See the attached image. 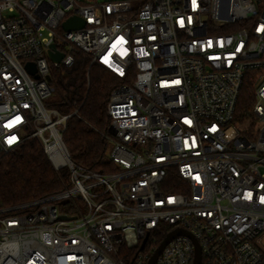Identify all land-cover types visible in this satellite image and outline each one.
I'll return each mask as SVG.
<instances>
[{
    "label": "built area",
    "instance_id": "obj_1",
    "mask_svg": "<svg viewBox=\"0 0 264 264\" xmlns=\"http://www.w3.org/2000/svg\"><path fill=\"white\" fill-rule=\"evenodd\" d=\"M71 16L85 25L65 30ZM77 51L122 80L106 104L105 171L63 140L77 109L44 105L51 70ZM248 78L254 102L239 121ZM29 138L68 181L0 203V264H125L122 246L147 264L162 223L197 240L202 264H264V0H0V153ZM194 255L177 235L154 264Z\"/></svg>",
    "mask_w": 264,
    "mask_h": 264
},
{
    "label": "trees",
    "instance_id": "obj_2",
    "mask_svg": "<svg viewBox=\"0 0 264 264\" xmlns=\"http://www.w3.org/2000/svg\"><path fill=\"white\" fill-rule=\"evenodd\" d=\"M69 66L53 68L50 83L54 93L44 101L47 108H55L62 114L77 109L66 122L63 140L72 159L93 170L109 168L107 142L102 132L107 128L106 104L111 90L122 80L103 66L89 63L77 51ZM254 102L251 79L241 88L236 104L235 118L243 120L251 113ZM68 181L66 170L56 171L41 144L35 138L25 140L18 147L0 153V203L11 206L40 198L61 190ZM175 181V180H174ZM177 181V180H176ZM176 191L174 186L169 188ZM170 225L160 224L150 234L158 246ZM133 250L121 247L120 255L129 264Z\"/></svg>",
    "mask_w": 264,
    "mask_h": 264
},
{
    "label": "water",
    "instance_id": "obj_3",
    "mask_svg": "<svg viewBox=\"0 0 264 264\" xmlns=\"http://www.w3.org/2000/svg\"><path fill=\"white\" fill-rule=\"evenodd\" d=\"M85 25V21L79 17L76 16H71L68 19H66L63 23L62 26L65 30H71V29H78L82 28ZM54 44H51V48H54ZM49 55L51 59L59 61L63 57V53L60 51L52 52L51 50L49 51ZM27 68L30 71H34V66L32 64H28ZM177 235H186L189 236L195 245V255H194V261L193 264H202L201 260V250L198 245L197 240L186 230L182 228H176L170 231L166 236L161 240V242L158 244V246L154 249L152 252L147 264H154L157 257L163 250V248L167 245V243L174 238Z\"/></svg>",
    "mask_w": 264,
    "mask_h": 264
},
{
    "label": "snow or ice",
    "instance_id": "obj_4",
    "mask_svg": "<svg viewBox=\"0 0 264 264\" xmlns=\"http://www.w3.org/2000/svg\"><path fill=\"white\" fill-rule=\"evenodd\" d=\"M15 138L13 137V138H11L10 140H9V143H11L12 142V140H14Z\"/></svg>",
    "mask_w": 264,
    "mask_h": 264
},
{
    "label": "rangeland",
    "instance_id": "obj_5",
    "mask_svg": "<svg viewBox=\"0 0 264 264\" xmlns=\"http://www.w3.org/2000/svg\"><path fill=\"white\" fill-rule=\"evenodd\" d=\"M60 209H62V207H60Z\"/></svg>",
    "mask_w": 264,
    "mask_h": 264
}]
</instances>
